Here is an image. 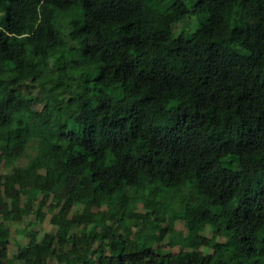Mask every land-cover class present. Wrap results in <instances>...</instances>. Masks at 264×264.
I'll use <instances>...</instances> for the list:
<instances>
[{
  "label": "trees",
  "instance_id": "trees-1",
  "mask_svg": "<svg viewBox=\"0 0 264 264\" xmlns=\"http://www.w3.org/2000/svg\"><path fill=\"white\" fill-rule=\"evenodd\" d=\"M0 264H264V0H0Z\"/></svg>",
  "mask_w": 264,
  "mask_h": 264
},
{
  "label": "rangeland",
  "instance_id": "rangeland-1",
  "mask_svg": "<svg viewBox=\"0 0 264 264\" xmlns=\"http://www.w3.org/2000/svg\"><path fill=\"white\" fill-rule=\"evenodd\" d=\"M197 0H184L185 4L188 8H192ZM205 19V14H191L188 17L182 19L179 21L174 27L173 32L174 34L184 33L189 34L194 29L198 27V25ZM27 162V158L21 159L18 164L24 165ZM45 226L47 227V224L45 223Z\"/></svg>",
  "mask_w": 264,
  "mask_h": 264
}]
</instances>
